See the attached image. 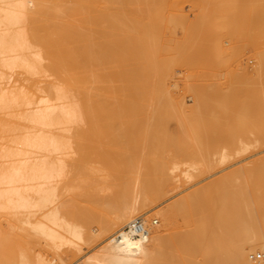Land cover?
I'll list each match as a JSON object with an SVG mask.
<instances>
[{
	"label": "bare ground",
	"instance_id": "bare-ground-1",
	"mask_svg": "<svg viewBox=\"0 0 264 264\" xmlns=\"http://www.w3.org/2000/svg\"><path fill=\"white\" fill-rule=\"evenodd\" d=\"M233 1L216 0L223 6ZM256 3L264 16V0ZM163 11L164 0H0V209H28L25 215L35 212V216L46 208L45 213L38 212L41 218L35 216L36 220L30 221L32 216H26L24 223L60 245L89 244L117 228L110 241L80 264H264L253 263L251 255L247 256L248 250L264 251L263 157L251 166L245 163L231 168L210 185L168 204L160 216L162 226L172 232L169 237H162L157 229L150 232L149 226L144 237L124 232V226L138 218L149 201L166 195L173 177L164 160L168 153L179 154L182 147L158 127L163 119L156 115L177 106L166 99ZM185 45L186 57L189 49L197 53ZM228 53V47L221 48L219 60L225 67H230ZM256 58L253 69L243 64L235 77L254 87L264 100V52ZM15 73L23 74L27 83L12 84L20 79H13ZM47 76L56 79L42 87L41 78ZM235 83L231 78L212 89L194 84L187 88L198 113L205 108L215 112L208 125L217 124L224 116L230 122V137L260 149L264 146V109L257 113L258 126H249L253 105L245 100L248 88ZM77 122H87L89 129L69 134V125ZM75 142L79 143L77 152H82L79 165L72 163ZM194 150L203 152L205 147ZM93 158L102 163L97 173L107 172L108 180L103 183L112 189L107 198L102 196L103 209L118 211L114 219L108 213V220L98 218L100 231L96 234L88 229L89 224L78 226L64 216H78L92 204L87 211L80 206L83 209L78 210L79 204L72 210L66 203L52 204L60 187L74 185L73 172L80 174L88 166L92 169ZM97 173H89V179L80 174L86 180L76 181L75 186L90 188L91 182H87L94 178L91 187L104 189L102 179L95 180ZM66 176L68 181L63 178ZM58 178L64 179L61 184H69L58 183V188L53 182ZM27 189L38 195L36 201L26 196ZM93 192L86 196L100 198L97 207L101 195L96 198L100 192ZM90 198L86 200L89 203ZM92 211L84 214L86 222L97 218ZM178 216L186 229L176 233ZM199 254L204 257L202 262L196 261ZM36 264L53 263L40 259Z\"/></svg>",
	"mask_w": 264,
	"mask_h": 264
},
{
	"label": "rangeland",
	"instance_id": "rangeland-1",
	"mask_svg": "<svg viewBox=\"0 0 264 264\" xmlns=\"http://www.w3.org/2000/svg\"><path fill=\"white\" fill-rule=\"evenodd\" d=\"M163 12L164 21L161 27L163 37L161 42L165 61L166 99L168 104H174L177 106L170 107L166 113H156V115L162 117L163 119L161 122L162 125L160 124L161 126L158 127H161L165 134L174 137L178 143L180 142L182 147L179 154L168 153L166 159L164 160V166L167 173H170L173 177L171 184L167 188L168 191L166 195L160 198L158 201H149L151 204L148 203L149 205L145 206L144 209L141 210L136 216L139 217L140 215L146 221H148L147 224L150 227V232L151 230L157 229L159 230L160 235L166 238L172 235V232L162 226L163 220L160 216V212L163 211V209H165L168 204L200 187H206L210 185L212 182L216 181L218 178H221L224 174L231 170V168L235 169L241 167L245 163L248 166H251L255 160L261 159L262 157L264 158V146H261L260 149L255 146L247 147L241 143H238V141L242 140L239 137H230L228 131L230 122L224 116L217 124L213 126L208 125L210 120L214 118L215 112L211 111L210 108H205L201 113H198L193 107L194 96L187 88L188 84H194L196 86H205V88L207 87L212 89L215 88L214 85L218 84L219 82L234 78L237 87L245 86L248 88L244 91L247 94L245 100L253 105L249 108V112L253 114V117L251 118L252 123H249L248 125L257 127L259 120L256 116L259 111L264 109V100L258 97V93L254 87H249V85H245L244 82L237 81L235 76L236 72H241L240 66L243 64H246L251 69H253L257 65L256 55L259 52H264V16L260 7L257 5L256 0H234L233 3L225 6L219 5L216 0H164ZM185 43H187L190 47L197 49V53L194 54L193 50L189 49V54L186 57L184 54L186 46ZM224 46L229 48L228 61L230 63V67L221 65L219 60L221 58V48ZM15 78L20 79L16 82L13 80L12 84L19 85V83L22 81L27 83V80H24L25 76L23 74L15 73L13 79ZM41 79L42 81L40 84L42 87H45L48 84V81L55 80L56 78L54 76H47L42 77ZM183 100L185 104H182L181 106V101ZM82 128L83 130L89 129V124L87 122H77V124L73 123L72 125L71 123V125H69L70 131L68 132L69 134H75L78 133V131L80 132ZM195 143L198 147H200V145L205 147V150L199 153L198 151H195L194 149L198 148ZM78 144V142H75V144L73 143V148L75 149ZM228 146L230 147L228 148ZM74 149H71L70 151H73ZM78 150L79 148L77 147L74 151L77 152ZM76 152H72L71 155L73 158L76 160L78 159L79 161L74 159L75 161L73 160L72 163L75 162L74 164H77L76 162H78L77 165H79L82 152L81 154L80 151L79 153ZM220 154H223L224 158L223 155L221 156ZM244 158L247 159L246 162H243L245 161ZM93 160L92 162L94 163L89 161L91 163L90 167L92 168V171L89 170V166L86 165L88 168H82V171L85 172V174L82 171L80 172V174L83 173L82 176L87 175L88 179L91 175L93 176L94 173H97L98 169L103 166L102 163L98 161V159V162L96 161V158L94 161ZM87 164L89 163L87 162ZM86 166L84 164V167ZM209 166L211 168H209ZM71 167L72 165L70 168ZM79 168L81 169L80 166ZM87 170L88 174L91 173L90 176L86 173ZM69 171L71 173L73 172L71 169ZM69 171L68 173H70ZM93 171L96 172L93 173ZM102 171L97 173L95 180L99 181V179H102L103 181L100 180V184L103 185L105 183L104 179H106L107 182L108 177H105L107 172ZM74 173L79 174V172L77 170V172L72 173L73 177L76 176L74 181L76 180L77 183L79 181H84V179L86 180V176L83 179L80 174L77 177V175ZM98 174L102 175L98 177ZM103 176L104 178H101ZM63 178H67V176ZM93 179L94 178L88 180V184L91 182L89 186H93ZM68 180L69 179L67 178V181ZM62 181H64V179L58 178L53 182L54 185L56 183V186L59 188V185L61 184L60 182ZM70 182L71 176L69 183ZM75 182L74 185L71 183V187L67 186L69 183H67V185L66 183H62L66 185L67 188L62 184L60 185L63 186V188L60 187V190L57 191L58 195H56L53 200L55 203L52 204L59 203L62 205V203H66L69 204L68 208L70 207V210L76 208L79 204L77 208H79V206L83 208L85 207L84 210H86V207H91V204L92 207L95 206V204H98L100 195L101 202L99 201V204L102 206V196L107 198V195H111L112 193L111 188H106V185H109L107 183L104 184L105 187L101 185L104 187V189L97 186L100 188V191H98V188L96 190V186H90V188L95 189L94 192L93 189L90 190L86 183V186H82L81 184V187H85L86 190H90L93 193L100 192L99 194H96L99 195L96 197L99 198L98 200L95 198L97 200L96 203L94 202L96 200L86 196V194L90 191H86L85 188L83 190V188H79L80 186L76 187ZM58 183L60 184L58 185ZM48 185L50 186L51 184ZM23 187L24 189L27 187L29 188V186H26V188L25 186ZM108 187H112L114 189L113 186ZM78 189L79 192H81L80 194L82 197H80ZM25 194L28 197L30 196L33 201L38 199V195L36 194V196L33 190L31 191V189L28 191L25 190ZM86 197L88 199L90 198L91 203L86 201ZM84 198L86 199L84 200ZM133 200H135V198H133ZM88 204L90 205L88 206ZM100 205L93 207L94 211H92V207L89 208L88 211L86 210L87 212H90L91 210L93 213L95 212V215L97 214V218L90 222H86V220L83 219V216H85L84 214L87 213L85 211L80 212L83 215L80 214L78 216H73L67 214L64 216L67 220L78 226L84 225V227H87L89 224L88 229L96 234L100 231L98 222L100 219L99 217L108 220L107 215L109 214L108 217L114 219L115 214L118 212L111 211L110 213L108 212V209H103L104 205L99 210L97 208L100 207ZM33 209L34 211L37 210V208ZM80 209L81 208L78 210ZM27 210L28 209H19V211L18 209H0V264H24L25 262L26 264L27 262L28 264H36L40 259L53 264H80L85 261L89 255L93 254L108 241H110L109 239L113 238L114 233L117 232V228L114 230L112 229L113 231H109L106 236H97V238H95V240L89 244L79 242L81 246H76L73 244L60 245L59 242L54 244L55 242H50L46 240L44 236L36 233L32 229L31 225L26 223L27 221L24 223L26 220L25 217L27 216L25 214H28L29 212H26ZM46 211V208L43 212L38 210L35 216L41 218V213L38 212L45 213ZM34 213L35 212H32V214ZM32 214L29 216L31 217ZM29 216L26 218L29 219ZM35 216H32L29 220H36ZM154 219L158 220V222L155 224L152 222ZM176 220L178 226L176 227L177 230L174 231L176 233L185 231L186 227L184 226L182 217L178 216ZM129 223L130 221L128 224ZM57 226L55 225L56 228L60 229V227ZM126 226L127 224L124 226V229ZM151 239L152 237H150L149 242H151ZM247 252L248 258L250 257L249 255L254 253H264V251L260 249H256L255 251L248 250ZM23 255L24 257L26 255V258L29 261L26 258L23 259ZM196 259L197 262H202L204 257L203 255L199 254ZM23 260L27 261L22 262ZM249 260L253 263L264 261V259L261 258L251 257Z\"/></svg>",
	"mask_w": 264,
	"mask_h": 264
},
{
	"label": "built area",
	"instance_id": "built-area-1",
	"mask_svg": "<svg viewBox=\"0 0 264 264\" xmlns=\"http://www.w3.org/2000/svg\"><path fill=\"white\" fill-rule=\"evenodd\" d=\"M152 222L155 224L158 222V220L154 219ZM147 226L148 224L146 220L143 217H138L125 227L124 232L130 236L144 237L148 234ZM251 258L264 259V253L252 254Z\"/></svg>",
	"mask_w": 264,
	"mask_h": 264
}]
</instances>
